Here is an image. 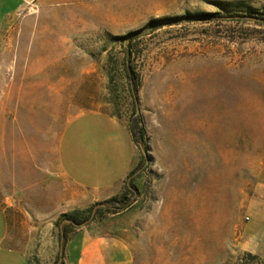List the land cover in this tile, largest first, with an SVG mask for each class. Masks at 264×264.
<instances>
[{"label": "rangeland", "instance_id": "1", "mask_svg": "<svg viewBox=\"0 0 264 264\" xmlns=\"http://www.w3.org/2000/svg\"><path fill=\"white\" fill-rule=\"evenodd\" d=\"M16 3L0 0V194L14 162L27 179L59 173L76 116L87 137L110 131L88 112L137 116L142 166L121 189L133 200L102 217L126 230L134 264H264V23L250 17L264 0H29L2 19ZM201 13L225 17H186Z\"/></svg>", "mask_w": 264, "mask_h": 264}, {"label": "crops", "instance_id": "2", "mask_svg": "<svg viewBox=\"0 0 264 264\" xmlns=\"http://www.w3.org/2000/svg\"><path fill=\"white\" fill-rule=\"evenodd\" d=\"M27 1L16 0L2 19ZM87 114L103 118L110 131L95 135L88 129L87 137L81 125L71 130L86 113L73 118L72 125L67 122L55 156L63 187L58 186L56 172L49 170L43 179L34 173L33 179L30 175L27 179L25 164L14 162L12 186L0 194V264H134L130 237L109 218H96L74 229L65 241L60 235L61 214L118 195L138 164L129 121L112 111Z\"/></svg>", "mask_w": 264, "mask_h": 264}, {"label": "trees", "instance_id": "3", "mask_svg": "<svg viewBox=\"0 0 264 264\" xmlns=\"http://www.w3.org/2000/svg\"><path fill=\"white\" fill-rule=\"evenodd\" d=\"M225 17L221 16L217 13L212 14H195V15H187L186 17ZM233 17V16H228ZM251 19L257 23H264L263 16H250ZM165 19L151 21L148 26L154 25L157 22H162ZM146 28V27H145ZM144 31V30H141ZM140 31V32H141ZM123 50L125 52L124 59H123V72L124 77L126 79V86L127 91L130 95L131 105H132V114H135L136 103H137V92L138 87L140 85V77L138 73H136L133 68L130 66V59H131V50L130 45L123 44ZM113 104L117 105V101L113 98ZM117 115V112L115 113ZM129 130L131 134V138L135 144L143 143L144 141V129L139 125V118L137 116H132L129 120ZM142 166L139 163L135 169H138ZM133 173V172H131ZM130 173V174H131ZM136 187L134 185L126 184L123 190L116 196H113L107 200L97 202L91 204L85 209H75L71 212L63 213L59 217V227H60V235L63 236V241L68 233H71L74 229L89 223L90 221L96 218H102L106 213H116L123 211L124 209L128 208L132 202V195L134 194Z\"/></svg>", "mask_w": 264, "mask_h": 264}]
</instances>
